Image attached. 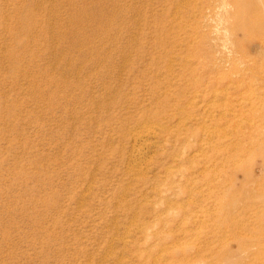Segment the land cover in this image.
<instances>
[{"label":"rangeland","instance_id":"obj_1","mask_svg":"<svg viewBox=\"0 0 264 264\" xmlns=\"http://www.w3.org/2000/svg\"><path fill=\"white\" fill-rule=\"evenodd\" d=\"M220 1L0 0V264H264V57Z\"/></svg>","mask_w":264,"mask_h":264},{"label":"bare ground","instance_id":"obj_2","mask_svg":"<svg viewBox=\"0 0 264 264\" xmlns=\"http://www.w3.org/2000/svg\"><path fill=\"white\" fill-rule=\"evenodd\" d=\"M238 1L240 3H242L243 5H245L246 11H244L243 13H241L239 15V18L241 19L243 24L238 25V27L235 28V30L241 31L243 33V35L245 36L246 40H248L251 44L254 43V42H257L260 45V47H261V53H263V57H264V0H238ZM220 4H221V6L223 5L224 7L228 5L222 0L220 1ZM225 10L227 11V9H225ZM218 21L221 23L223 20L221 18V20H218ZM243 52L245 54V57L248 58L250 56L248 49L243 50ZM245 70H247V69H245ZM262 72L264 73V70ZM243 73L245 75V72H243ZM247 73H246V75H247ZM257 74L259 75V73H257ZM247 79H245V80H247ZM244 108H245V106H244Z\"/></svg>","mask_w":264,"mask_h":264}]
</instances>
